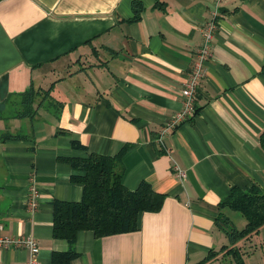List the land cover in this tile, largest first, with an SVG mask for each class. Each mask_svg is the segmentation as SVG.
Segmentation results:
<instances>
[{
  "label": "crops",
  "instance_id": "obj_1",
  "mask_svg": "<svg viewBox=\"0 0 264 264\" xmlns=\"http://www.w3.org/2000/svg\"><path fill=\"white\" fill-rule=\"evenodd\" d=\"M133 2L143 7L137 21ZM215 10L196 115L161 149L158 132L181 108L201 27ZM263 66L264 0L0 1V136H24L0 141V237L33 238L39 264H236L223 250L230 239L220 203L233 188L264 190ZM30 92L46 97L32 117L15 116ZM122 150L123 185L150 184L165 196L160 210L141 214L133 232L81 231L72 246L55 239L54 202L83 195L67 160ZM30 179L34 213L25 202ZM262 234L238 243L243 264H264ZM26 260L22 248H0V264Z\"/></svg>",
  "mask_w": 264,
  "mask_h": 264
},
{
  "label": "trees",
  "instance_id": "obj_2",
  "mask_svg": "<svg viewBox=\"0 0 264 264\" xmlns=\"http://www.w3.org/2000/svg\"><path fill=\"white\" fill-rule=\"evenodd\" d=\"M131 8L133 17L130 21H137L143 7L140 2H133ZM41 95L31 92L21 95L19 108L13 110L15 116L32 117L36 112L33 104L37 98L44 100L46 97L45 93L43 97ZM21 138H24L21 134L2 133L0 141ZM259 144L264 151V128ZM122 154L123 150L114 157L92 154L86 158L67 160L78 173L73 179L82 184L83 195L79 202H54L52 226L55 239L66 240L72 246L81 231H92L97 237L133 232L138 229L141 214L160 210L165 196L154 191L150 184L141 182L135 190H129L123 185ZM220 208L237 213L245 221L244 227L237 229L230 218L218 219L230 239V245L223 250L236 264H243L241 248L236 246L264 227V190L256 186L246 190L233 188L220 203ZM73 255L71 251L65 259L69 260Z\"/></svg>",
  "mask_w": 264,
  "mask_h": 264
},
{
  "label": "built area",
  "instance_id": "obj_3",
  "mask_svg": "<svg viewBox=\"0 0 264 264\" xmlns=\"http://www.w3.org/2000/svg\"><path fill=\"white\" fill-rule=\"evenodd\" d=\"M222 1V0H218ZM219 17L218 10L213 12L212 18L206 21L201 27L202 42L194 54V60L191 70L189 71L186 80L181 90V108L174 113L160 128L158 136L155 140L156 144L162 148L164 139L174 132L181 124L191 120L196 115V101L200 82L205 75V63L211 56L212 43L218 31ZM173 174L177 178H184L185 173L177 165L172 167ZM36 190L34 180H29V193L26 198V209L30 213L37 210V200L35 198ZM9 247L22 248L27 252V260L25 264H39L38 254L39 247L33 238L29 237H14L3 238L0 237V248L5 249Z\"/></svg>",
  "mask_w": 264,
  "mask_h": 264
},
{
  "label": "rangeland",
  "instance_id": "obj_4",
  "mask_svg": "<svg viewBox=\"0 0 264 264\" xmlns=\"http://www.w3.org/2000/svg\"><path fill=\"white\" fill-rule=\"evenodd\" d=\"M225 216H227V218H230L233 220L234 224L239 225L241 223H245V221L235 212L229 211V210H225L224 211ZM241 221V222H240ZM261 231H263L264 234V227L261 229ZM262 234V235H263ZM239 247L238 245L236 246V248ZM240 253L242 254V250L240 249Z\"/></svg>",
  "mask_w": 264,
  "mask_h": 264
}]
</instances>
